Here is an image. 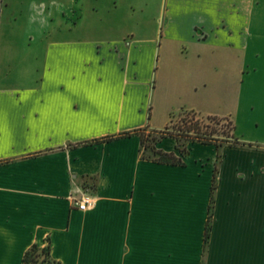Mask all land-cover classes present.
Wrapping results in <instances>:
<instances>
[{
  "label": "crops",
  "instance_id": "obj_1",
  "mask_svg": "<svg viewBox=\"0 0 264 264\" xmlns=\"http://www.w3.org/2000/svg\"><path fill=\"white\" fill-rule=\"evenodd\" d=\"M139 1L27 0V35L49 43L40 77L0 89V264H24L49 244L61 264H264V151L225 145L218 167L217 147L194 142L186 166H173L144 157L136 134L170 124H153L161 89L206 99L221 53L247 61L264 0H154V24ZM87 20L106 37L59 38ZM174 57L194 61L191 77L162 76ZM158 149L181 155L172 138ZM84 192L97 199L92 211L72 204Z\"/></svg>",
  "mask_w": 264,
  "mask_h": 264
},
{
  "label": "rangeland",
  "instance_id": "obj_2",
  "mask_svg": "<svg viewBox=\"0 0 264 264\" xmlns=\"http://www.w3.org/2000/svg\"><path fill=\"white\" fill-rule=\"evenodd\" d=\"M62 2L66 8L69 6V0H62ZM136 6L139 14L141 11H145L151 20L150 23L154 24V19L159 10L158 4L154 0H140ZM28 8L27 0H0V89L8 87L11 91L16 90L22 79H34L35 76L40 77L43 74L47 59L45 45L49 42L47 39L41 42L40 36L30 40V36L27 35L30 28ZM119 9L123 14L130 12L127 5H120ZM62 21H57L53 27L64 26ZM91 22V20H87L85 26L71 34V37L61 35L59 38L74 37L88 41L105 38L106 36L102 37L101 34H97L91 29L89 26ZM259 27L260 29L253 36L252 46L245 63L243 59L227 58L225 53H221L220 71L218 74L216 72L213 74L216 80L220 79V83L214 85V91L207 94L206 99L193 94L182 96L173 87L167 93L164 89L159 91L154 104L153 124L157 128H164L168 123L170 124L160 131L147 130L142 133L145 141V147H142L145 157L152 158L153 154L149 148L154 146L158 149L160 143L170 138L176 140L177 144L181 146L185 157L189 153L191 139L177 136L181 133L180 131L186 130L190 121H193L190 111L181 110L180 103L182 101L188 105L199 106V104H203L205 112L230 118L236 127L235 138L246 144L240 147H252L264 151V29L261 28V25ZM196 66L193 60L185 65H180L177 63V57H174V63L169 64L167 69L166 65L163 64L162 76L168 74L173 79H187L191 77L192 70ZM204 67L205 70L209 69L207 64ZM243 69L247 73L243 74ZM166 71L168 73H165ZM242 82L244 83L242 84ZM171 113H174L175 116L170 122L169 114ZM194 122L209 124L206 121V116L202 115L195 116ZM219 129L214 135L215 137L221 141H233L231 137H228V133H230L228 126L219 127ZM191 135L193 136V133ZM203 152L205 155L209 154V150ZM221 152L224 154L222 150ZM217 163L218 160L216 159ZM217 165L220 167L221 162L219 161Z\"/></svg>",
  "mask_w": 264,
  "mask_h": 264
},
{
  "label": "trees",
  "instance_id": "obj_3",
  "mask_svg": "<svg viewBox=\"0 0 264 264\" xmlns=\"http://www.w3.org/2000/svg\"><path fill=\"white\" fill-rule=\"evenodd\" d=\"M193 117V121H190V123L187 124L186 130L183 129V131H180L181 133L177 135L178 137L184 136L186 139H191L190 143L194 142H200L202 144L206 145H215L217 147L218 153H217V160L221 162L223 159V154L221 153V149L225 145H229L232 147L237 146H245V143H241L238 139L235 138V124L234 122L228 118V117H218V116H206V121L209 122V124H202L201 122H194V117L197 115H200L196 113L195 111H190ZM175 116V115H174ZM204 121V119H203ZM212 124V125H211ZM228 126V129H230V133H228V137H231L233 141H226V140H220L214 135L217 134V131L220 130L219 127H226ZM146 130H141L138 133L141 136L142 140V147H145V141L143 132ZM193 133V136L191 135ZM169 134V133H167ZM187 134V135H184ZM132 133H124L122 134V137L131 136ZM171 136V135H170ZM113 137L106 138L105 140L111 141ZM175 139H178L175 137ZM153 154L151 159L154 162L161 163V164H168L173 166H186V163L184 162V151L181 149V146L177 144V149L180 152V156L176 153H167L163 150L157 149L156 147H150L149 148ZM187 154V153H186ZM189 154V153H188ZM187 154V155H188ZM145 157V156H144ZM218 167L216 166L214 169V175H213V185H212V194H211V201L208 211V220L206 225V231H205V251L207 252L208 246L210 244L211 236H212V230H213V222L215 217V194L218 189ZM24 264H61L60 262L56 261L51 254V245H47L46 247H39L38 245H34L31 247L24 256Z\"/></svg>",
  "mask_w": 264,
  "mask_h": 264
},
{
  "label": "built area",
  "instance_id": "obj_4",
  "mask_svg": "<svg viewBox=\"0 0 264 264\" xmlns=\"http://www.w3.org/2000/svg\"><path fill=\"white\" fill-rule=\"evenodd\" d=\"M71 201L74 207L86 212L94 210L97 204L96 197L87 192L71 197Z\"/></svg>",
  "mask_w": 264,
  "mask_h": 264
}]
</instances>
